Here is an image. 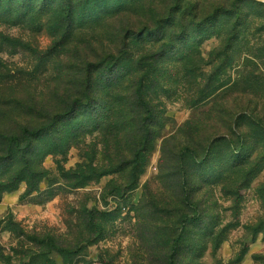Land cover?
Masks as SVG:
<instances>
[{
	"label": "rangeland",
	"instance_id": "374dc122",
	"mask_svg": "<svg viewBox=\"0 0 264 264\" xmlns=\"http://www.w3.org/2000/svg\"><path fill=\"white\" fill-rule=\"evenodd\" d=\"M78 106L0 198V264H264V2L4 0L0 133Z\"/></svg>",
	"mask_w": 264,
	"mask_h": 264
},
{
	"label": "trees",
	"instance_id": "16d2710c",
	"mask_svg": "<svg viewBox=\"0 0 264 264\" xmlns=\"http://www.w3.org/2000/svg\"><path fill=\"white\" fill-rule=\"evenodd\" d=\"M3 4L4 0H0V5ZM91 79L89 78L88 81ZM139 100L148 110L146 102L141 97ZM75 111L76 113L71 114V117L66 115L59 119L58 127L57 124L47 123L35 129L22 127L20 133L14 136L0 133V198L4 192L16 189L22 181L27 182L31 191L38 189L36 181H41L43 174L34 166L35 142L45 134L56 132V129L57 133L70 135L77 133L83 127L86 128L85 120H81L84 107L78 106ZM193 217L198 218L196 215ZM175 256L173 255L174 258ZM170 263L175 264V262Z\"/></svg>",
	"mask_w": 264,
	"mask_h": 264
},
{
	"label": "water",
	"instance_id": "95a60500",
	"mask_svg": "<svg viewBox=\"0 0 264 264\" xmlns=\"http://www.w3.org/2000/svg\"><path fill=\"white\" fill-rule=\"evenodd\" d=\"M257 1L264 2V0H257Z\"/></svg>",
	"mask_w": 264,
	"mask_h": 264
}]
</instances>
